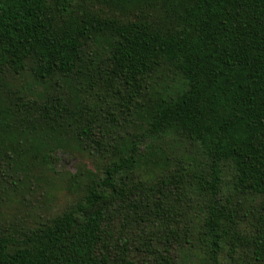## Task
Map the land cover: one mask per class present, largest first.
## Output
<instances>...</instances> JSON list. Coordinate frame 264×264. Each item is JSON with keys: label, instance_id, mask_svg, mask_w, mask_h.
Listing matches in <instances>:
<instances>
[{"label": "trees", "instance_id": "16d2710c", "mask_svg": "<svg viewBox=\"0 0 264 264\" xmlns=\"http://www.w3.org/2000/svg\"><path fill=\"white\" fill-rule=\"evenodd\" d=\"M60 154L0 264H264V0H0V168Z\"/></svg>", "mask_w": 264, "mask_h": 264}, {"label": "rangeland", "instance_id": "374dc122", "mask_svg": "<svg viewBox=\"0 0 264 264\" xmlns=\"http://www.w3.org/2000/svg\"><path fill=\"white\" fill-rule=\"evenodd\" d=\"M87 161L60 154L55 164L60 174L41 178L29 192H24V165L0 168V227L16 230L65 210L74 202L78 192L75 185L67 183L68 175L75 173L80 162ZM87 168L93 169L88 163Z\"/></svg>", "mask_w": 264, "mask_h": 264}]
</instances>
